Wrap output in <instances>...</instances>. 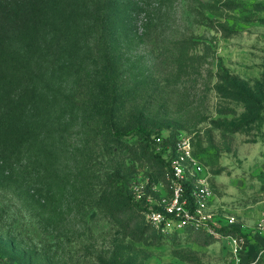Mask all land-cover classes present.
I'll use <instances>...</instances> for the list:
<instances>
[{"label":"rangeland","instance_id":"374dc122","mask_svg":"<svg viewBox=\"0 0 264 264\" xmlns=\"http://www.w3.org/2000/svg\"><path fill=\"white\" fill-rule=\"evenodd\" d=\"M124 1L125 26L105 38L85 33L68 64L58 61L44 29L32 48L34 31L18 32L29 74L10 90L23 94L29 85L28 114L54 122L57 136L43 131L54 156L37 166L33 152L27 180L19 177L22 166L12 181L0 174V258L6 264H233L223 239L232 234L244 239L243 263L264 264V0ZM184 39L198 44L185 49L178 44ZM105 82L108 95L99 89ZM71 97L72 108L64 111ZM116 131L129 134H110ZM185 132L213 193L209 244L191 229L163 233L148 216L174 195L169 152L156 154L161 139Z\"/></svg>","mask_w":264,"mask_h":264},{"label":"trees","instance_id":"16d2710c","mask_svg":"<svg viewBox=\"0 0 264 264\" xmlns=\"http://www.w3.org/2000/svg\"><path fill=\"white\" fill-rule=\"evenodd\" d=\"M129 14L128 6L124 0H0L1 175L5 173L11 175L9 180L12 181V174L13 176L16 175V170L22 166L23 170L19 173V177L24 181L27 180L29 162L33 152L36 156L37 166L40 165L41 161L50 160L54 156V152L43 139V131H46L49 136H57L53 133L54 122L46 124L39 117L28 114L25 105L29 85L22 89L24 90L23 94L15 93V88L13 91L10 90V83L13 84L14 80L17 79L26 80L29 74V70L23 62L25 43L18 39L20 31L25 27L34 31L35 35L29 43L30 48H32L41 34L40 30L44 29L46 34L51 37V46L59 50L58 61L62 60L64 64H68L66 62L73 60L75 53H79V49L81 50L79 42L81 36H84L85 33L103 32L105 38L107 34H114L118 29L125 26ZM223 32L226 37L232 36L230 31ZM178 44L185 49H193L198 43L192 39H184ZM109 88L107 82L101 83L99 87L106 95H108ZM73 98L75 100V96ZM49 104L51 103L49 102ZM76 104L74 102V106ZM61 107L64 111L70 110L72 97L70 100H66ZM111 110H114V107ZM138 132L142 139H147V148H151L153 142L149 138V133L143 128H140ZM110 134L114 137H122L129 133L116 131ZM177 136L176 133H170L162 139L161 150L156 153L160 159L169 149H171L169 155H173ZM61 153H64V150H61ZM166 165L170 168L169 162ZM116 168L118 172L116 176H119L117 178L119 181L122 178L120 166ZM88 170H90L88 167L81 169L84 176H90ZM119 182L122 183V179ZM118 190L120 192L124 190L122 184ZM191 190L190 183L185 182L184 195L192 203ZM134 204L141 208L140 203ZM131 209H135V207ZM115 216L117 218L122 217L118 213ZM190 231L197 234V240L204 244L212 242V234H207L202 230ZM203 235L206 236V239H203Z\"/></svg>","mask_w":264,"mask_h":264},{"label":"built area","instance_id":"2783aa9c","mask_svg":"<svg viewBox=\"0 0 264 264\" xmlns=\"http://www.w3.org/2000/svg\"><path fill=\"white\" fill-rule=\"evenodd\" d=\"M162 142V139H161ZM171 149L168 150L170 152ZM170 171L174 180V195L164 209L150 207L148 216L158 230L167 232L172 226L176 229L202 230L213 234V214L208 206L213 195L207 177L206 168L199 156L195 154L193 137L187 132L177 136L174 144V153L169 157ZM189 182L192 186V203L184 195V184ZM235 219H231L234 224ZM259 228L264 234V211ZM234 256L233 264H245L246 255L244 239L237 235H223ZM0 264H6L0 258Z\"/></svg>","mask_w":264,"mask_h":264}]
</instances>
